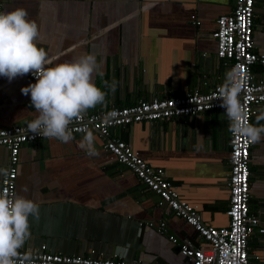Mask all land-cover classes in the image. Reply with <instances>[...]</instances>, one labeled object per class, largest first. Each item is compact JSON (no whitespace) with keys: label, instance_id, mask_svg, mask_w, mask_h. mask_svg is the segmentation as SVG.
Segmentation results:
<instances>
[{"label":"crops","instance_id":"0c3cea01","mask_svg":"<svg viewBox=\"0 0 264 264\" xmlns=\"http://www.w3.org/2000/svg\"><path fill=\"white\" fill-rule=\"evenodd\" d=\"M0 1L1 12L21 7L37 23V47L50 61L45 67L95 56L99 70H94L92 81L106 95L103 104L88 112L182 96L195 88L206 91L227 77L211 32L216 17L232 10L233 0ZM253 9V49L264 54V0H256ZM254 72V78H264L256 67ZM30 83L24 75L11 81L0 76V128L36 118L30 95L21 92ZM262 112L264 105L258 106L252 125H264V120H256ZM228 132L223 110L113 129L137 156L162 169L174 182L178 198L199 210L204 223L215 226L227 221ZM92 133L97 151L93 156L80 147L84 133L73 134L68 143L41 138L20 146L14 197L39 206L38 218L29 217L31 235L21 249L44 245L46 251L64 255L117 254L129 262L194 264L178 247L195 242L194 230L157 206V196L141 190L134 174ZM6 163L7 150L0 146V177ZM248 206L264 227V135L250 147ZM160 220L165 222L164 233L155 225ZM147 221L154 225H145ZM247 252L253 264H264V236L255 228Z\"/></svg>","mask_w":264,"mask_h":264},{"label":"built area","instance_id":"2783aa9c","mask_svg":"<svg viewBox=\"0 0 264 264\" xmlns=\"http://www.w3.org/2000/svg\"><path fill=\"white\" fill-rule=\"evenodd\" d=\"M255 1L233 0L232 10L216 17L211 32L216 42L215 55L227 65V75L238 74L241 78L243 87L239 100L244 108L243 120L249 124L258 106L264 105V78H254L255 67L264 75V54L253 49ZM24 76L35 83L36 78L32 73ZM222 85L214 83L206 91L195 88L182 96L137 100L127 106H112L87 112L82 120L74 121L69 127L72 134H82L77 130L82 127L96 133L103 141V148L114 160L134 174L142 185L141 190L151 191L157 196V206L164 207L172 216L181 218L194 230L195 242L186 241L178 246L182 254L193 259L194 264H253L247 252L248 236L254 228L264 236V227L259 226L258 218L249 213L248 206L249 152L253 143L230 130L228 132V202L224 211L227 221L224 225L215 226L204 223L199 210L178 198L174 182L163 175L161 168L151 166L137 156L128 143L113 134L114 128H124L135 122L168 120L212 110L225 111L216 98ZM27 125L28 123L0 128V146L7 150L6 167L0 177V194L7 193L9 198L14 197L20 146L45 138L30 132ZM145 225L154 224L147 221ZM155 225L161 233L165 232L163 220ZM168 238L172 243L176 241L172 235ZM19 252L21 259L25 254L29 255L25 264H146L139 260L126 261L117 254L101 258L53 253L46 251L44 245L35 249H19Z\"/></svg>","mask_w":264,"mask_h":264},{"label":"clouds","instance_id":"9594fccd","mask_svg":"<svg viewBox=\"0 0 264 264\" xmlns=\"http://www.w3.org/2000/svg\"><path fill=\"white\" fill-rule=\"evenodd\" d=\"M38 35L37 23L28 19L24 8L0 12V76L11 81L32 73L35 83L21 88L22 94L30 95L31 104L38 113L28 123V130L68 143L73 139L69 126L105 101V92L92 81V74L99 70V64L95 56L89 54L45 67L50 61L45 50L37 47ZM110 87L114 91L115 83ZM242 87L239 75L229 73L216 98L230 121L229 130L255 143L264 135V125L255 126L243 120L244 108L239 100ZM256 120H264V112ZM77 130L84 133L80 147L87 155H96L92 131L86 127ZM30 216H39V206L33 200L0 194V264H17L18 260L19 264H25L29 260L28 254L21 259L19 249L31 235Z\"/></svg>","mask_w":264,"mask_h":264}]
</instances>
